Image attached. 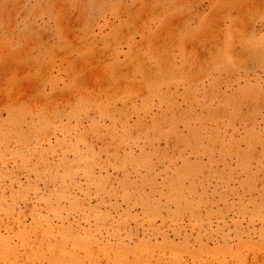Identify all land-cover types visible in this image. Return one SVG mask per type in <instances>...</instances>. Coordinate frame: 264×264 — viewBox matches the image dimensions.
I'll return each instance as SVG.
<instances>
[{
  "label": "rangeland",
  "instance_id": "rangeland-1",
  "mask_svg": "<svg viewBox=\"0 0 264 264\" xmlns=\"http://www.w3.org/2000/svg\"><path fill=\"white\" fill-rule=\"evenodd\" d=\"M179 186L196 224L170 218ZM263 201L264 0H0V238L23 252L11 264H47L60 228L99 245L250 243L244 264H264ZM122 218L130 231L111 235ZM24 243L40 250L28 263Z\"/></svg>",
  "mask_w": 264,
  "mask_h": 264
},
{
  "label": "bare ground",
  "instance_id": "bare-ground-1",
  "mask_svg": "<svg viewBox=\"0 0 264 264\" xmlns=\"http://www.w3.org/2000/svg\"><path fill=\"white\" fill-rule=\"evenodd\" d=\"M92 51H94V50H92ZM96 51H98V50H96ZM85 90H87V89L85 88ZM71 91L73 93V89ZM84 92L86 93L88 91H84ZM97 122L99 123L100 121H97ZM203 125H204V123H203ZM144 127H146V126H144ZM82 164H80V165H82ZM66 166H68V164ZM71 166H72V164H71ZM141 167H143V166H141ZM46 176L48 177V175H46ZM46 176L44 175V177H46ZM179 178H182V176H180ZM39 179H40V177H39ZM48 179H49V177H48ZM190 180H191V178H190ZM224 183H225V181H224ZM90 184H91V182H90ZM179 188L180 189H178V190H172L171 191V194H170V199L173 201V203L176 206V208L171 212V217L170 218H180V216L183 213L188 212L189 213V218L191 219V223L192 222L195 223L199 219V212H198V209L196 207V204H195L194 201H192L190 199L191 198L190 195H186L183 192V187L182 186H179ZM123 192H124L125 195H129L128 192H126V190L124 188H123ZM58 198H59V196H58ZM145 203H146V201H145ZM75 204H78V203L75 202V201H73L72 202V207ZM229 205H230V203H229ZM38 215H39V213H38ZM38 215H36V216H38ZM98 216L99 217L95 219L96 222H97V224H98V229L97 230H99L100 228H102V227H104L106 225H110V224H108V222L112 221V219H111V217L108 214H105V217L104 216H100V215H98ZM155 218H156V216H155ZM201 218H202V216H201ZM240 219H242V218H240ZM44 220L46 221V219H44ZM15 221H17V220H15ZM41 221H43V220H41ZM47 221H49V220L47 219ZM210 221H212V220H210ZM3 222H5V221H3ZM125 222H126L125 218H122L119 221V223L113 224V226H112L113 227V231H112V234L111 235L120 236L122 233L125 234L126 232H129L130 230L129 231L127 230ZM9 223L11 224L12 222H9ZM34 226H35V228H33V230H32V231H34V233L37 231V228H38L39 231H37L36 234L38 232H40L41 234L45 233V234H49L50 236H52V232H51L50 228H48V227H41L37 223L34 224ZM106 228H107V226H106ZM183 228H185V227H183ZM72 231H73V229H71L69 232H68V230L63 229V228L58 229V232L60 233L61 236H60L59 239H57L55 241L54 246L57 247V248H59L60 251H59V253H54V251H53V256H49L48 261H47V264H99V262L102 259L104 260L105 264H122L124 262V260L129 259L130 256H132V262L134 264H161V262H162L161 261L162 255H164V256L167 257L166 262H164L162 264H177L178 262H181V263L184 262L183 264H244L245 258H244L243 252L245 250H248V249H255L256 248L254 246V244H250V243H240L235 248H227L226 247V248H223V249L222 248H211L208 245H206L204 243H201L200 246H199V248H196L195 250H192V249H190V248L187 247V245H188L187 244V241L183 245L163 242V244H161V245H154V244L153 245H147V244H144V243H140L136 247H131V246H128V244L126 245L123 241H119V242H117L115 244H112V245H109V244L99 245L98 244L99 243V240L97 239L95 233L92 234L89 230L82 231L81 229H76V230H74L75 233L74 234H71ZM147 235H148V233H147ZM147 235H146V237H147ZM28 236L29 235L27 233H25V232H21L20 233V237H22V238H27ZM106 239H108V238H106ZM242 240H243V238H242ZM139 241H137V242L139 243ZM157 242H159V241H157ZM191 242H192V240H191ZM34 243H36V242H34ZM132 244H134V243H132ZM24 246H26L27 248L24 251V252H26V255H25V257H24L23 260H26V262L28 263L29 261L31 262L35 257H38V255L40 253V250H39L38 247L32 246V243H30V244L24 243ZM190 246H191V244H190ZM193 247H195V246H193ZM19 254H20V256H22L23 255V252L20 251V249L14 248L10 244L9 238H7V237H1L0 238V264H9V263L11 264V260L12 259L15 260L18 257ZM42 254H43V252H42ZM185 254L188 255L189 258H190V260L188 262H186V263H185V260H183L184 259V256L186 258V255Z\"/></svg>",
  "mask_w": 264,
  "mask_h": 264
}]
</instances>
